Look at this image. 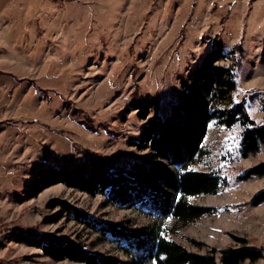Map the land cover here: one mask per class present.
Wrapping results in <instances>:
<instances>
[{
	"label": "rangeland",
	"instance_id": "1",
	"mask_svg": "<svg viewBox=\"0 0 264 264\" xmlns=\"http://www.w3.org/2000/svg\"><path fill=\"white\" fill-rule=\"evenodd\" d=\"M218 44L241 50L233 100L252 98L250 116L263 125L264 0H0V264H76L19 241L26 238L69 240L130 263L99 232L104 223L126 233L158 232L191 252L246 246L264 255V204L249 205L264 191V177L238 178L263 164L264 153L235 161L241 125L212 122L202 152L187 165L228 181L216 195L190 199L215 211L188 225L144 203L119 207L65 184L32 191L36 178L53 168L91 171L95 156L126 169L142 163L178 174L187 159L183 149L162 160L138 146L146 121L137 108L156 100L148 119L171 115L183 82L196 83L202 94L195 72ZM227 153L234 162H223ZM54 202L67 204L71 214L50 208ZM74 210L92 222L73 219Z\"/></svg>",
	"mask_w": 264,
	"mask_h": 264
},
{
	"label": "trees",
	"instance_id": "2",
	"mask_svg": "<svg viewBox=\"0 0 264 264\" xmlns=\"http://www.w3.org/2000/svg\"><path fill=\"white\" fill-rule=\"evenodd\" d=\"M239 48L226 49L218 44L204 58L198 68L203 95L197 90V84L183 82L179 102L173 105L171 115H156L148 119L150 112L157 107V101H150L145 108H137L139 117L146 121L141 134V149H148L153 159L171 158L174 148L184 150V165L174 175L152 165L135 163L131 169L110 164L106 158L95 156L92 159L91 171L85 166L75 169L53 168L47 174L36 178L32 187L35 194L56 184L87 193L91 196H106L110 203L119 207L144 203L150 211L159 215L170 216L178 223L188 225L195 220L211 214L212 208H202L191 204L190 199L205 195H216L226 187L227 176L221 173H208L187 168L202 152V143L212 122H218L226 129H235L241 125L245 129L239 135V146L236 151L238 160H245L252 154L264 153V124L258 126L249 113L252 98H243L235 103L233 95L237 90V73L240 70L237 55ZM201 91V90H200ZM227 100V108L222 106ZM226 163L234 162L233 153L224 155ZM264 177V163L240 175L239 180L247 181ZM151 183H157L171 193L158 195L151 191ZM264 204V191L258 193L249 205L258 207ZM60 206L62 211L71 214L65 203H51L50 208ZM217 210V209H216ZM73 219L79 222H92L80 213L73 211ZM57 216L51 222H57ZM99 225V224H98ZM99 232L115 241L120 249L130 258L126 264H245L256 263L264 258L260 250L243 247L240 250L211 248L205 254L191 252L175 240L167 239L158 232L142 230L126 233L111 224H100ZM22 243L40 249L43 253L58 262L69 261L76 264H122L116 260L101 257L88 251L85 246L53 238H26ZM247 244V241H240ZM199 244V243H197ZM204 246V245H201Z\"/></svg>",
	"mask_w": 264,
	"mask_h": 264
},
{
	"label": "snow or ice",
	"instance_id": "3",
	"mask_svg": "<svg viewBox=\"0 0 264 264\" xmlns=\"http://www.w3.org/2000/svg\"><path fill=\"white\" fill-rule=\"evenodd\" d=\"M154 264H155V262H154Z\"/></svg>",
	"mask_w": 264,
	"mask_h": 264
}]
</instances>
